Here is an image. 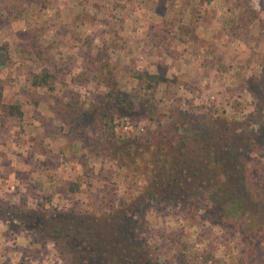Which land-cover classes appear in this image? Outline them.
<instances>
[{
	"label": "rangeland",
	"instance_id": "rangeland-1",
	"mask_svg": "<svg viewBox=\"0 0 264 264\" xmlns=\"http://www.w3.org/2000/svg\"><path fill=\"white\" fill-rule=\"evenodd\" d=\"M78 2L85 6L76 15ZM152 4L163 17L147 12L146 31L121 32L129 12H154ZM175 15L185 26L192 19L195 32L155 48L150 24ZM76 20L89 26L76 30ZM4 42L0 87L7 102L22 103L23 117L0 112V199L7 200L0 207L42 203L62 216L73 208L80 221L73 233L81 227L94 243L114 240L96 258L104 264L115 263L119 244L124 264H264V0H0ZM43 66L57 78L54 89L31 86ZM140 71L166 80L147 88ZM116 98L139 111L120 127L137 147L130 163L106 154L96 122L65 113ZM183 134L197 137L200 155L178 152ZM157 147L177 153L169 168L154 162ZM210 193L222 195L217 204ZM227 194L248 211L236 224L257 222L259 232L242 236L239 225L222 220ZM6 212L0 222L10 219L13 232H0V264L65 263L27 217Z\"/></svg>",
	"mask_w": 264,
	"mask_h": 264
},
{
	"label": "trees",
	"instance_id": "trees-1",
	"mask_svg": "<svg viewBox=\"0 0 264 264\" xmlns=\"http://www.w3.org/2000/svg\"><path fill=\"white\" fill-rule=\"evenodd\" d=\"M209 1L211 0H205V2ZM182 23L183 19L180 15L165 18L159 22H152L150 24L148 35L150 39H152L154 47L171 48L176 40L185 41L187 35L195 32V23L192 19L186 26L182 25ZM34 52L37 57L43 58L40 45L35 47ZM8 58L9 43L4 42L0 45V70L6 65ZM136 78L144 82V86L147 88H156L162 80H166V77H163L159 73H150L146 71L138 72L136 74ZM56 80L57 78H55L53 71L47 66H43L40 71H34L31 73V86L35 88L47 87L50 90L54 89ZM253 95L256 97L258 92L253 91ZM100 102L101 107H93L88 110L79 109L77 112H74L72 109H66L65 113L67 114V120L73 118V116L77 114L74 117L85 123L89 122L88 119L92 122H96L95 133L98 141L104 142L106 154L109 156H118V158L123 160V162L130 163L134 157L137 147L135 146V143L132 142L133 138L127 137L120 132V127L122 126L123 118L126 119L125 117H129L131 113L138 111L137 109H132L135 105L134 101H130V107H127L118 98L112 99L107 103L103 102L101 99ZM0 112H2V115L5 114L10 117H23L22 103L20 101L7 102L1 87ZM169 134V132H164V136L166 138ZM183 135L182 139L179 138L178 152L184 153L189 151L190 153L195 152V156L200 155L201 152L196 151V149H199V146L196 143L197 137H190V134ZM190 143L191 145H194L193 148L189 145ZM176 154L177 153L167 155L165 153V148L157 147L154 162L159 164L161 168L167 169L171 165V156H176ZM176 162L179 164L180 159ZM79 188L80 185L78 183H74L71 187L74 191H78ZM221 196L222 195L215 196L213 193H210V199L214 204H217V201ZM182 198H184V196H182ZM0 201V203H2L7 200L0 199ZM10 202L11 201L6 202L9 203V207L12 208V211L6 212L7 216L13 212L12 214L15 213L17 215H15L17 220L20 216L27 217L28 220L32 222V229L41 231V233L43 232V234L59 246L60 252L63 254V258L65 259L64 264H104L103 262H98L96 258L103 256V254H107L105 249H110L109 245L112 244L114 240L111 237L107 238L106 236H103L104 239L94 243L88 239L87 233L81 227H78L76 233H73L75 226L80 223V221L76 220L77 216L74 215L73 208L66 210L67 212H65L64 216H62V212L64 210H49L45 208L42 203L38 207L29 208L28 210L21 209V211L20 207L23 208V206L13 207L14 203ZM149 205L151 204L149 203ZM219 209L220 211L218 212L222 215L223 221H232L235 224L241 222L243 217L248 214V211L245 208V203L235 194L224 195L222 202L219 204ZM6 220L10 222V219L8 218H6ZM68 221L71 222V224L67 225ZM253 222L255 223V221ZM241 224L236 225L240 226L237 227L240 229L242 236L246 234L251 235L252 233L256 234L262 228V226L257 222L255 225L247 222H244L242 225ZM21 232H23L22 229ZM81 233L83 234L81 235ZM133 249L136 250L137 247H134ZM125 251L126 249L122 247V244H119L116 249L118 255L115 259L113 257L115 262L114 264H124V262L120 263L119 259ZM105 264H108V262Z\"/></svg>",
	"mask_w": 264,
	"mask_h": 264
},
{
	"label": "crops",
	"instance_id": "crops-1",
	"mask_svg": "<svg viewBox=\"0 0 264 264\" xmlns=\"http://www.w3.org/2000/svg\"><path fill=\"white\" fill-rule=\"evenodd\" d=\"M72 6H73V8L75 10V14L78 15V14L81 13L80 12L81 8H83L85 5H83L82 3L78 2V3H73ZM92 6L97 7L96 5H92ZM149 7L150 8H155L154 12L151 11V10L148 11V9H146V8L144 9L146 11L145 14L144 13L141 14L142 10H140V9H139L140 12H138L136 10L129 12L127 14V17L125 19H123L121 21V23L119 24V25L122 26V28H120L121 32L123 31V29H124V33H126V31H128V33H132V34H139V33H141L144 30L146 31L148 29V26L147 25L145 26L143 24H144V20H145V16L147 15V12L150 13L149 16H152V18H155L156 20H159L161 17H163L164 13L163 12H158V10H157L158 4L157 5L152 4ZM82 10H84V9H82ZM130 23H133V26H134L133 30H136V31H131V30H129V28H127V25H129ZM85 25H87V26H85ZM82 26H85V28H87L89 26V23L88 22L83 23L80 20H76V23L74 24L73 28L74 29L76 28V30H79L80 27H82ZM57 34H58V32H55V35H57ZM1 209H3L4 212H6V208L4 209L3 207H0V210ZM7 230H10V235H12L13 231L11 230L10 222L8 220H2L0 222V232L1 233L2 232L6 233ZM14 236H15V234H14ZM12 239L13 238H8V236H7V238L4 239V240H8L7 243L6 242L4 243V246H6L5 247L6 251L10 249L9 245H7V244H9L8 242L11 241ZM4 263L5 262L3 261L2 264H4Z\"/></svg>",
	"mask_w": 264,
	"mask_h": 264
}]
</instances>
